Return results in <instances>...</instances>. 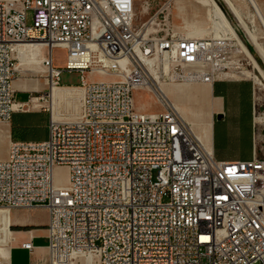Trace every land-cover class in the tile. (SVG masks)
Wrapping results in <instances>:
<instances>
[{"label": "built area", "instance_id": "obj_1", "mask_svg": "<svg viewBox=\"0 0 264 264\" xmlns=\"http://www.w3.org/2000/svg\"><path fill=\"white\" fill-rule=\"evenodd\" d=\"M169 5L139 27L136 0H0V122L10 123L17 104L18 45H44L51 85H61L63 71L81 74L80 119H51L46 139H11L0 159V208L47 210L51 264L77 253L97 255L98 264H264V158L254 144L250 160L217 159L146 63L160 53L175 62L169 75L153 61L164 82L213 85L238 45L227 37L154 38L148 30L165 24ZM56 49L66 52L62 67ZM151 87L160 110L137 109L135 93ZM59 166L68 169L60 185ZM22 247L34 249L31 241Z\"/></svg>", "mask_w": 264, "mask_h": 264}, {"label": "rangeland", "instance_id": "obj_2", "mask_svg": "<svg viewBox=\"0 0 264 264\" xmlns=\"http://www.w3.org/2000/svg\"><path fill=\"white\" fill-rule=\"evenodd\" d=\"M215 1L218 2L219 5H221L223 11L224 12L226 11V13H228L230 17L233 19L236 25V26L233 25V28L235 29L237 35L239 34L246 41V45L248 46V48L246 45L245 46L247 50L249 51L251 57L256 61L259 68L264 73V59L258 52L257 48L253 44L250 37L246 35L241 25L235 20L233 13L225 5L226 3L224 2V0H220L222 4L220 3L219 0H215ZM234 1L237 5L242 7V9H244L245 11L248 9L250 12L252 13L254 12V9L249 4L248 0H234ZM167 2L170 3L168 19L166 21L163 20L164 18L163 16L167 14V11H165L163 14H160V20L161 22L163 21V23L165 24H161L159 26L158 29L160 30L153 34L154 38L174 34L177 36H187L189 38L211 39V38H214L215 36H221L225 33L223 30H220L214 27L213 22H212V16H211L210 10L207 7V5L201 2H198V1H194V0H136V15H137L136 24L140 27L143 23L147 22L151 17H153L156 14V12L158 11L161 5ZM258 2L260 3V0H258ZM145 3H149L151 5L150 11L148 13L144 10ZM261 7L263 8V4H261ZM30 15H31V11H29L28 22H30ZM227 17L230 19L228 15ZM239 30H241L242 32L239 33ZM262 35H263V32L261 31V36ZM249 45L252 48H249ZM236 55H239V57H242L241 60H237L239 57L230 58L234 62L230 65L231 67L230 70H226V71L231 72L232 70H234L232 73H235V75H237L236 76L237 79H246V80H249L253 84V82L250 79H247V77L245 76L247 70L252 71L253 73L257 74V72L253 69L252 65L249 64L251 63L250 60L248 61L247 59H244L245 57L243 53H236ZM54 57H55L56 65L59 67H62L66 60V52L64 50L56 49L54 51ZM18 63L19 61H17V65ZM39 66H40V69L38 68L36 69L34 65H31V66L26 65L25 68L27 69V72L24 73L23 75H20V74L17 75V78L21 80H25L26 84L28 83L30 85L21 92L22 94L25 95V98L21 99V97L19 96L17 104H21L22 106L20 109H24V110H27V109L38 110L44 107L46 111L44 112V115L42 117L37 118V122L40 125L47 126L48 122L52 119V113H51L50 106L48 103L49 86L46 82V77H45L46 74L43 72L41 63L39 64ZM32 70H38V72H33ZM170 81L172 82V80L170 79L166 80L167 83H170ZM174 82L179 84V83H182L183 81L176 80ZM60 83L62 85L79 84L81 83V74L80 72H77V71H63L61 74ZM37 84H42L43 88H40L39 86H37ZM33 85H36V86H33ZM205 87L207 86L200 83L199 81H191L189 89H186L183 92L179 93L178 98H173V97L170 98V101L178 108V110H180L179 109L180 105L188 106L189 109L195 115L196 121L209 125L210 122H212V118L214 120L216 119L215 113L217 112V110L212 108L211 102L208 104V106H205V104L203 103V100L201 99L202 98L201 92L205 89ZM14 88L16 91H21V90H18V88L15 86V81H14ZM36 97H39L41 99L39 101L36 100V103L32 102V99ZM36 104H39V105L35 106ZM135 104H136L137 109L142 110V111L160 110V106L157 104L156 98L151 92L137 91L135 93ZM81 105L79 106V109L77 112L70 111V110L63 111L62 114L64 117L63 116L61 117L62 120L63 119L64 120L77 119L82 111ZM255 112H256V116L264 113V101H261L258 104H256L255 102ZM19 121L20 119L16 118L15 124L19 125L18 123ZM260 122L261 124L259 125V124H256V121H255V132H254L253 143L256 145L257 156L264 158V117L260 120ZM11 126H12L11 124L8 125L6 123H0V128L6 127L8 130V134H6L5 136H0V159L6 157L9 142L11 138H13ZM42 132L43 130L41 129V133L35 135L34 138L42 137L43 136ZM59 171H58V174L66 175L67 171L65 169H62ZM14 211L18 213L19 218H31L36 223H39L41 225L40 227H35V226H31V227H35L36 229H45V225L48 220V213L46 209L34 208L32 211H28V209H19V210H14ZM32 213H35V215H33ZM0 254L2 253L0 252ZM95 264H98V261L97 263L95 262Z\"/></svg>", "mask_w": 264, "mask_h": 264}, {"label": "bare ground", "instance_id": "obj_3", "mask_svg": "<svg viewBox=\"0 0 264 264\" xmlns=\"http://www.w3.org/2000/svg\"><path fill=\"white\" fill-rule=\"evenodd\" d=\"M194 1H198V2H201L207 5V7L210 10L211 16H212V22H213L214 27L220 30H223L225 32L223 35L215 36L212 39L221 40L224 38L226 39L227 37L230 40H234L236 44L238 45V48L232 50L233 52L232 58L239 57V55H236V53H243L245 57L244 59H247L248 61L250 60L251 63L249 64L252 65L253 69L257 72V74L253 73L252 71L247 70L245 76L247 77V79H250L254 84V100L256 104L260 103L261 101H264V73L259 68L256 61L251 57L245 44L238 37L235 29L233 28L232 21L227 17L221 5H219V3L216 2L215 0H194ZM224 2L226 3L230 11L233 13L235 20L241 25L246 35L250 37L253 44L257 48L258 52L264 59V15L260 11V9L257 7L255 1L248 0L249 4L254 9L253 13L250 12L248 9L246 11L242 9V7L237 5L234 0H224ZM144 10L148 13L147 3H145L144 5ZM148 25L149 24H147V26ZM259 25L261 26V28ZM159 30L160 29H158V26L155 24L152 28H149L148 31L156 33ZM261 31L263 32L262 36H261ZM183 37L189 38L187 36H183ZM196 39H204V38H196ZM33 43H39V42L22 44L24 48H27V49L29 48L25 53L28 55H31L32 57H28V58H24L20 60L18 65H16L17 72H22L26 65H30V66L34 65L36 69L37 68L40 69V66H39L40 63L42 66V58L44 57L46 53L45 52L41 55L42 51L45 50L44 45L42 43H41L42 46L27 45V44H33ZM239 58H242V57H239ZM152 60L162 66V70L164 71V73H168L169 75L171 74L172 65L173 63L175 64V62L172 61V59L167 58L166 56L161 55L160 53H157L153 56ZM146 61H147L146 62L147 69L150 73V76L152 77L153 81L157 85L160 93L171 104V106L180 115V117L189 125L194 135L204 144V146L207 149L212 150L211 144H210V133H209L211 130V126L208 124H203V123L196 121L195 115L189 109L188 106L180 105L179 106L180 110H178V108L170 101V98L172 97L178 98L179 93L183 92L186 89H189L191 80H183V82L179 84L173 81L172 82L170 81V83L164 82L162 78L160 77V75L156 73V69L152 65L153 61H150L149 59H147ZM189 68L190 67H185V69H189ZM42 69H43V72L46 74V70L43 66H42ZM32 71L38 72V70H32ZM233 71L234 70H232L231 72L228 71V72L221 73L220 78L230 79V80L237 79L236 78L237 75H235V73H232ZM14 81H13V88H14ZM199 82L207 86L201 92V97H202L201 99L203 100V103L205 104V106H208V104L211 102V98H210L211 97V85L207 83H203L201 81ZM47 84L49 85L50 89H52L51 94H50L49 106H50L51 113H52V119L54 121L62 120L61 117L63 116L62 114L63 111H68V110L75 111V112L78 111L79 106L82 104V99H83L82 87L79 88V87L54 86V85H51L49 82H47ZM151 92L153 94H157V92L152 87H151ZM40 99L41 98L39 97L33 98L32 102L36 103V100L39 101ZM38 105L39 104H36L35 106H38ZM18 107L19 105L16 104L14 107L15 110H19ZM263 114L257 115V116L255 115L256 124H259V125L261 124L260 120L264 117ZM79 119H80V115L77 119H67V120H79ZM0 123H4V122H0ZM6 134H7L6 128L1 127L0 136H5ZM176 148H186V141H176ZM5 158H2V159H5ZM62 169H65L67 171L66 175L58 174V171ZM67 174H68V169L62 166L56 167L53 172L54 179L57 183H59V185L64 184L68 180ZM11 211L13 210H9L7 208H0V242L4 244L8 242L10 231L12 232V229L10 228L11 223H10V218H9V213ZM102 220H104V223H112V216H110V211H102ZM97 261H98V256L95 254L77 253L73 255L71 260L65 262L64 264H95V262L97 263Z\"/></svg>", "mask_w": 264, "mask_h": 264}, {"label": "crops", "instance_id": "obj_4", "mask_svg": "<svg viewBox=\"0 0 264 264\" xmlns=\"http://www.w3.org/2000/svg\"><path fill=\"white\" fill-rule=\"evenodd\" d=\"M254 1L264 15V0H260V3L258 2V0ZM261 4H263V8L261 7ZM228 16L230 17L229 14ZM230 19L233 25L236 26L233 19L231 17ZM241 32L242 31L239 30V33ZM238 36L242 40L239 34ZM27 45L42 46L41 43H33ZM28 49L24 48L22 44L18 45L16 53V58L18 59V61L24 58L32 57L31 55L25 53ZM45 52L46 50H43L41 55ZM26 72L27 69L24 68L22 72L18 73L20 75H23ZM79 84H61L60 86L81 88ZM15 86L18 88V90H21L17 91V101L19 96L21 97V99H24L25 95L21 92L30 85L28 83L26 84L25 80L17 78L15 79ZM37 86L43 88L42 84H37ZM51 91L52 89H50L49 87V100ZM210 98L212 108L217 110L215 115H217L218 113L222 114L221 119H217L216 117V119L214 120L212 118V122H210L209 124L211 126V130L209 132L210 144L211 148L215 152L216 158L222 161L250 160L253 155V140L255 132V101L253 84L246 79H219L214 82L213 85H211ZM45 111L46 109H44V107L38 110H15L12 115V119L8 124L12 125L11 127L13 138L11 139H46L49 122L47 126L40 125L37 122V118L42 117ZM16 118L20 119V121L18 122L19 125L15 124ZM41 129L43 130V136L40 138H34L35 135L41 133ZM6 131L8 134L7 128ZM32 210L33 209H28V211ZM32 214L35 215V213ZM17 215L18 213L14 210L9 213L11 227L14 225L34 226L36 223L31 218H19V215ZM30 241L34 246V249L32 251H28L27 249H24L22 247L23 243ZM0 248V252L2 253L0 254V264H51L50 250L48 247V232L46 231V229H12V232L10 231L8 242L6 244L0 242Z\"/></svg>", "mask_w": 264, "mask_h": 264}, {"label": "trees", "instance_id": "obj_5", "mask_svg": "<svg viewBox=\"0 0 264 264\" xmlns=\"http://www.w3.org/2000/svg\"><path fill=\"white\" fill-rule=\"evenodd\" d=\"M225 4V3H224ZM226 5V4H225ZM227 6V5H226ZM228 7V6H227ZM226 13V11H225ZM227 14V13H226ZM228 15V14H227ZM242 38V37H241ZM242 40L244 41L245 45H246V41L242 38ZM247 46V45H246ZM248 48V46H247ZM249 48H252L250 45H249ZM260 63V62H259ZM80 85V84H79ZM13 228V230H29V229H33L35 227H31V226H18V225H14L11 227V229Z\"/></svg>", "mask_w": 264, "mask_h": 264}, {"label": "water", "instance_id": "obj_6", "mask_svg": "<svg viewBox=\"0 0 264 264\" xmlns=\"http://www.w3.org/2000/svg\"><path fill=\"white\" fill-rule=\"evenodd\" d=\"M216 117H217V119H221V118H222V114L218 113V114L216 115Z\"/></svg>", "mask_w": 264, "mask_h": 264}]
</instances>
